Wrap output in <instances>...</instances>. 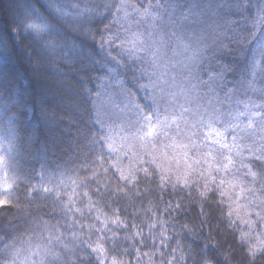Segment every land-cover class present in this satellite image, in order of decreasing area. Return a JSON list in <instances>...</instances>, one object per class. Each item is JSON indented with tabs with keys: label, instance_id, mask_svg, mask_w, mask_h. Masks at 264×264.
<instances>
[{
	"label": "trees",
	"instance_id": "obj_1",
	"mask_svg": "<svg viewBox=\"0 0 264 264\" xmlns=\"http://www.w3.org/2000/svg\"><path fill=\"white\" fill-rule=\"evenodd\" d=\"M122 2L144 11L161 7L164 0H0V264H63L65 245L72 246L74 235L94 240L110 235L108 229L118 236L139 232L149 238L147 246L139 236L126 242L128 254L117 259L127 264H137V256L139 264H178L172 257L181 252L185 260L179 264H191L190 254L210 256L214 264H264V253L252 260L240 247L239 230L247 231L241 220H256V210L247 213L236 199L239 193L242 199L264 200V194L249 192L247 186L244 192L228 176L201 168L175 178L158 158L135 162L111 149L110 142L117 141L101 113L109 94L122 104L130 100L140 115H154L144 63L117 56L114 47L101 43L116 29L115 6ZM210 2L221 4V19L234 22L242 15L251 22L255 16L250 0H243V9L238 8L241 0L206 5ZM178 12L180 19L184 10ZM241 24L234 22L233 30ZM250 32L246 26L241 37L225 33L223 51L212 64L207 53L213 74L220 77L223 70L221 86L209 91L206 68L199 63L188 78L195 93L185 92L198 102H218L236 82H246L249 47H237L236 40L248 39ZM200 147V154L181 158L189 169L203 157L205 147ZM121 173H134L136 180L125 181ZM206 184L211 191L201 196ZM117 217L119 228L111 223ZM150 224L156 225L151 231ZM161 224L170 239L162 247L157 238L153 249ZM254 227L264 230L258 221ZM174 248L179 251L173 253ZM87 251L88 264H97L96 254ZM150 252L151 260L144 254Z\"/></svg>",
	"mask_w": 264,
	"mask_h": 264
},
{
	"label": "rangeland",
	"instance_id": "obj_2",
	"mask_svg": "<svg viewBox=\"0 0 264 264\" xmlns=\"http://www.w3.org/2000/svg\"><path fill=\"white\" fill-rule=\"evenodd\" d=\"M179 1L164 0L158 9L144 11L125 2L117 7L116 29L109 34L104 48L114 47L117 56H133L144 63L150 79L148 90L154 123L152 135H146L148 128L142 122L138 123L140 117L131 101L122 104L114 94H109L105 99L107 107L101 113L105 126L117 141L110 142V147L135 162L140 158L149 161L158 158V165L167 164L170 175L175 178L186 177L190 172L196 174L198 168L206 174L228 176L233 185L246 192L250 178L245 176L246 169L241 166V161L249 163L254 158L249 149L255 147L259 151L264 148V131L258 126L260 109L264 107V28L259 24L253 27L259 11L264 10V0H250L255 16L248 22L241 15L234 22L244 24L234 30V26H228L229 20L218 17L223 10L221 4L215 6L210 2L207 6L209 0H203L202 5L200 0ZM231 6L235 8L236 4L231 3ZM181 10L184 15L177 19ZM246 26L252 31L249 38L236 40L237 47L243 50L249 47L246 82L241 81L239 85L236 82V86L224 93L218 102H198L197 98L189 96L185 90L195 93L193 89L196 88L189 84L188 78L199 63L206 68L209 91L214 84L222 85L220 77L213 74L209 60H205L207 53L212 56V64L213 56L223 51L225 33L241 37L240 30ZM115 37L117 41H114ZM248 43L250 46H246ZM199 145L205 147L203 157L196 158V165L189 169L181 158L191 153L200 154ZM222 145L229 147L225 149ZM220 152H223L222 156ZM172 159L177 164L172 163ZM218 161L226 163L227 170H219ZM242 198L243 195L236 194L246 212H251L252 197Z\"/></svg>",
	"mask_w": 264,
	"mask_h": 264
},
{
	"label": "snow or ice",
	"instance_id": "obj_3",
	"mask_svg": "<svg viewBox=\"0 0 264 264\" xmlns=\"http://www.w3.org/2000/svg\"><path fill=\"white\" fill-rule=\"evenodd\" d=\"M119 7V6H115ZM160 7V5H157V9ZM246 7V5L243 3V0L238 4L239 9H243ZM229 27L234 26V22L229 20L228 22ZM259 24L261 28H264V10L259 11L258 18L254 21L253 27H256V25ZM30 27L36 28L38 31L42 30L40 26L31 24ZM101 43H104L103 36L101 39ZM220 77L223 78V70L220 73ZM261 115H260V121L258 126L264 131V107L260 109ZM137 114L140 115V109L137 108ZM143 123L147 126L148 131L146 132V135L150 136L152 135V128H153V115H150L149 113H143L140 115V120L138 123ZM158 118L156 123H158ZM223 148L227 149L228 145H222ZM249 152L254 157V161L251 162V166H249V163H245L243 160L241 161V166L246 169L245 176L250 178V183L247 185V189L249 192H256L259 191L262 194H264V148L257 151L255 147L249 149ZM220 155H223V152H220ZM220 164L219 170H227L228 165L224 163L223 161H218ZM145 175H147V170H145ZM121 179L132 182L136 180V176L134 173L129 175H124L121 173ZM187 183V181H185ZM221 183H223L221 181ZM211 188L209 185H205V192L201 193V196L206 195L207 192H210ZM176 207H180V205H176ZM249 207L256 209L255 211V217L256 220H252L251 218L242 219L241 222L246 224L247 231L239 230L240 236H239V244L241 248H247V253L252 258V260H255V257L258 253H264V230L257 232L254 225L258 221L261 225H264V200H258L254 199L250 204ZM251 215V214H249ZM228 216H232V212H228ZM112 224L116 225L117 228L122 226V222L117 217L116 219L111 221ZM91 227V226H90ZM134 227H138V225H134ZM149 230L151 231L156 227L155 224L148 225ZM104 228H107V221L104 222ZM104 228L97 229V231L103 232ZM110 232V235H103L98 236L94 240L91 238L88 239H80L77 236H73V239L71 241V247H68L65 245V253H63V264H88V261L91 260V257L88 253V249L91 250V253L96 254V261L97 264H105L106 260L110 259V264H127L126 261L118 260L117 257L119 255H125L128 254V247H126V242L129 240L136 239L137 236L140 237V243H143L147 246V241L149 238L143 237L142 233H135L133 235L125 234L123 236H118L116 231L113 229H108ZM166 229L163 228V225L161 224V230L159 231L158 237L153 236L152 238V244L151 247L155 249V240L158 238L161 241V246H167V240L170 239V237L165 236ZM111 245L110 248L106 249L105 244ZM179 251V248L172 249V252L175 253ZM110 253H114V255L110 256ZM145 255L149 256V260H151V256L154 254L153 252L150 253H144ZM161 255L163 253L161 252ZM137 264H139L140 257L137 256ZM172 259L176 260L179 264V262H183L185 260V256L183 252L177 257L173 256ZM189 259L191 260V264H214V260L209 256L205 258L198 259L196 254H190ZM57 260H60V256H57ZM161 264H164V261L161 262ZM167 264H172V261L169 260Z\"/></svg>",
	"mask_w": 264,
	"mask_h": 264
}]
</instances>
